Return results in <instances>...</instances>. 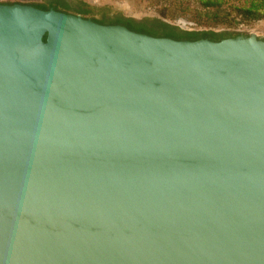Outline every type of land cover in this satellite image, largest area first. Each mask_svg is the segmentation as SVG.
I'll return each mask as SVG.
<instances>
[{
    "label": "water",
    "instance_id": "water-1",
    "mask_svg": "<svg viewBox=\"0 0 264 264\" xmlns=\"http://www.w3.org/2000/svg\"><path fill=\"white\" fill-rule=\"evenodd\" d=\"M0 264H264V38L0 3Z\"/></svg>",
    "mask_w": 264,
    "mask_h": 264
},
{
    "label": "trees",
    "instance_id": "trees-1",
    "mask_svg": "<svg viewBox=\"0 0 264 264\" xmlns=\"http://www.w3.org/2000/svg\"><path fill=\"white\" fill-rule=\"evenodd\" d=\"M154 5L161 14L169 19H186L192 27L226 26L233 27L242 23L264 20V0H132ZM15 3V2H13ZM56 2L55 9L80 14L102 24H122L131 30L153 36L173 39L196 40L208 38L220 40L232 37L235 33H216L212 31L183 30L172 26L160 18H144L136 21L113 11L110 7L96 8L84 0ZM41 9H49L41 3H27Z\"/></svg>",
    "mask_w": 264,
    "mask_h": 264
},
{
    "label": "rangeland",
    "instance_id": "rangeland-1",
    "mask_svg": "<svg viewBox=\"0 0 264 264\" xmlns=\"http://www.w3.org/2000/svg\"><path fill=\"white\" fill-rule=\"evenodd\" d=\"M68 2L73 4L75 0H0V3H41V4H55L56 2ZM91 6L102 8L104 6L110 7L115 12H120L123 16L132 18L136 21L144 18H160L172 26L179 27L183 30L196 31H212L216 33H253L258 37L264 38V20L251 23H242L233 27L226 26H196L192 27L186 19H169L164 17L161 12L152 4L146 2H135L132 0H84Z\"/></svg>",
    "mask_w": 264,
    "mask_h": 264
},
{
    "label": "flooded vegetation",
    "instance_id": "flooded-vegetation-1",
    "mask_svg": "<svg viewBox=\"0 0 264 264\" xmlns=\"http://www.w3.org/2000/svg\"><path fill=\"white\" fill-rule=\"evenodd\" d=\"M48 8H53L55 9V5L54 4H47Z\"/></svg>",
    "mask_w": 264,
    "mask_h": 264
},
{
    "label": "built area",
    "instance_id": "built-area-1",
    "mask_svg": "<svg viewBox=\"0 0 264 264\" xmlns=\"http://www.w3.org/2000/svg\"><path fill=\"white\" fill-rule=\"evenodd\" d=\"M191 24V23H190Z\"/></svg>",
    "mask_w": 264,
    "mask_h": 264
}]
</instances>
